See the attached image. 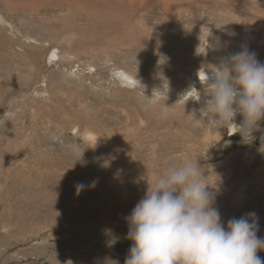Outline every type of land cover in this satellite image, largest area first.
I'll return each mask as SVG.
<instances>
[{"label": "rangeland", "instance_id": "obj_1", "mask_svg": "<svg viewBox=\"0 0 264 264\" xmlns=\"http://www.w3.org/2000/svg\"><path fill=\"white\" fill-rule=\"evenodd\" d=\"M38 5L0 0V264H124L111 236L131 245L147 182L188 160L219 177L224 223L254 211L264 237L262 133L209 117L196 77L245 45L264 62V0Z\"/></svg>", "mask_w": 264, "mask_h": 264}, {"label": "clouds", "instance_id": "obj_2", "mask_svg": "<svg viewBox=\"0 0 264 264\" xmlns=\"http://www.w3.org/2000/svg\"><path fill=\"white\" fill-rule=\"evenodd\" d=\"M217 40L230 47V41ZM214 68L203 73L208 89V94H203V110L221 127L225 122L231 124V135L238 133L250 143L255 139L253 133L261 132L264 139L260 123L264 121V62L245 45L227 52ZM190 90L197 94L189 98L201 102V92L194 86ZM237 115L242 118L239 124L235 123ZM78 160L86 166L82 154L74 162ZM205 171L198 160H188L147 182L143 197L125 217V238L131 246L124 264H264L257 255L264 251V237L257 235V213L230 218L225 224L215 206L220 179L216 177L214 186L209 185ZM97 182H78L75 190L80 193ZM118 240L111 236L109 245Z\"/></svg>", "mask_w": 264, "mask_h": 264}, {"label": "bare ground", "instance_id": "obj_3", "mask_svg": "<svg viewBox=\"0 0 264 264\" xmlns=\"http://www.w3.org/2000/svg\"><path fill=\"white\" fill-rule=\"evenodd\" d=\"M12 1H14V0H12ZM17 3H21V2H23V3H25V1L26 0H15ZM36 1V3H37V5L39 4V2H40V0H35ZM33 3H34V1H32ZM30 4V7H31V3H29ZM33 5V4H32ZM39 6V5H38ZM98 10V9H97ZM96 10V11H97ZM203 73L204 72H199L197 75H196V77L198 78V75L200 76V81L199 82H204L203 81ZM118 75V77L120 78V79H123V81H121L122 83H124L126 86H131V85H133L135 82H134V80L132 79V78H127L126 76H124L125 74H117ZM130 80H132V82H130ZM199 80V79H198ZM195 95H193V97H194Z\"/></svg>", "mask_w": 264, "mask_h": 264}, {"label": "water", "instance_id": "obj_4", "mask_svg": "<svg viewBox=\"0 0 264 264\" xmlns=\"http://www.w3.org/2000/svg\"><path fill=\"white\" fill-rule=\"evenodd\" d=\"M129 243L117 242L115 245H112V252L116 255H119L123 258H126L128 254V249L130 248Z\"/></svg>", "mask_w": 264, "mask_h": 264}]
</instances>
